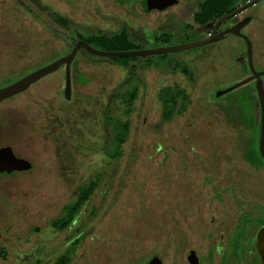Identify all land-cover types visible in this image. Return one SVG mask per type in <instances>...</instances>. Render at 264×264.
<instances>
[{
  "label": "rangeland",
  "instance_id": "374dc122",
  "mask_svg": "<svg viewBox=\"0 0 264 264\" xmlns=\"http://www.w3.org/2000/svg\"><path fill=\"white\" fill-rule=\"evenodd\" d=\"M121 2L26 0L25 12L19 13L17 1H5L0 9V81L49 63L73 43L75 33L92 34L105 20L111 22L107 14L130 15L135 4ZM32 7L43 25L30 15ZM53 10L75 21L60 25ZM79 59L83 62L75 69L72 103L63 100L61 70L52 83L44 80L38 92L0 105V144L13 145L36 165L21 176L0 178V231L9 228L3 240L15 245H9L14 251L0 264H51L68 241L70 264H146L154 255L164 264H189L190 249L201 257L211 254L212 260L202 264H222L239 213L237 200L264 202L257 193L264 175L243 158L242 130L226 120L220 105L207 102L203 91L196 92L183 114L163 122L154 94L161 75L151 71L143 80L151 90L143 88L136 102L130 136L115 166L108 156L112 102L119 103L130 87L141 83L133 75L123 78L112 65ZM79 71L88 82L80 83ZM116 117L124 118V112ZM78 138L99 150L88 146L78 153L71 145ZM99 172L104 180L87 205V219L80 220L83 226L36 241L34 228L48 226L62 205L75 199L78 186L93 182Z\"/></svg>",
  "mask_w": 264,
  "mask_h": 264
},
{
  "label": "flooded vegetation",
  "instance_id": "af4514ba",
  "mask_svg": "<svg viewBox=\"0 0 264 264\" xmlns=\"http://www.w3.org/2000/svg\"><path fill=\"white\" fill-rule=\"evenodd\" d=\"M5 1L7 0H0V9L2 8L1 4ZM15 1H17V11L19 13L24 11V7L27 5L26 0ZM121 1L123 0H120V3H122ZM128 1L135 4L130 15L107 14L112 23L105 20L103 26L98 27L92 34L78 35L75 33L73 43L63 53L51 57L54 59L49 63L42 66L38 63L36 68L33 67L26 73L2 79L0 89L68 57L77 48L69 64L63 62L54 70L32 82L23 91L1 100L0 105L17 97L23 98L32 95V91L38 92L37 88L46 85L43 84L44 80L52 83L51 77L60 73L61 70L64 72L63 100L66 103H72L76 86L75 69H78L80 63L83 62L79 59L81 56L98 64L112 65L119 69L123 78L128 74L129 76L133 75L138 78V82L141 84L137 83L130 87L119 103L117 100L112 102L114 110L113 115L109 117L114 132L112 149L108 156L115 160L114 164L118 166L116 160L123 155L124 145L130 136V117L134 112L136 102L143 88L151 90L143 83V80L148 77L151 71H156L161 76L157 87L152 88H155L154 94L156 93L161 102V120L163 122L170 121L175 115L183 114L194 100L196 92L203 91L204 99L207 102L220 105L226 120L242 130L243 158L250 168L264 175V108L261 101V96L264 99V73H262L264 72V6L261 5L264 0H158L157 4L173 2L162 8L153 5L155 0L150 8H147L146 0ZM29 10L30 15L35 20L38 18L39 24L43 25L44 23L39 19L37 8L32 7ZM51 13L57 14L54 10ZM56 19L60 25L65 27H68L67 24L70 21H75L60 14L56 15ZM49 30L52 31V29ZM171 47L182 48L151 53ZM94 50L107 53L137 51L147 53L145 55L112 56L99 54ZM154 57H158V59L154 60ZM139 59L142 60L139 61ZM68 67L71 77L69 93H67ZM170 74H172V78L169 77ZM170 79H172L171 82ZM78 80L81 81L80 83L88 82V78L80 71ZM214 81L222 82L213 87ZM232 91L237 93L230 96L231 98L227 97ZM170 101L176 102V108L171 112L170 118L164 119L166 107L169 106ZM121 111L124 112L125 117L117 118V114ZM78 121L82 122L80 116ZM78 121L75 120L76 123ZM125 124H128V129L124 136ZM90 137L96 138V136ZM86 139L78 138L75 143L72 141L73 149L75 151L80 149V152H84L85 148L89 146L93 150H99V145L95 148ZM5 147H10L16 158L27 161L30 166L22 170L0 171V178L18 177L35 169L36 165L33 160L19 155L13 145L0 144V149ZM103 168L106 167L103 166ZM101 169L99 170L101 171ZM98 174V178L93 182L78 186L75 199L70 203L63 204L58 216L52 219L48 226L34 228L36 241H47L57 232L72 231L79 225L83 226V222L81 223L80 220L81 218L87 219L88 216L84 214L87 205L100 186V182L104 180L101 172ZM91 188V194L79 207L80 200L87 195ZM260 190H264L263 182H260L257 193L264 196ZM237 202L239 213L227 236L222 264L224 261L226 264H264V202L261 200L251 203L249 199H240ZM72 210H76V212L70 223L64 229H59V226L70 219ZM76 224H78L77 227H75ZM47 227L52 229L51 233H47ZM6 229L4 232L0 231V259L2 260H8L9 252L14 251L10 249V246L11 248L15 246L14 243L4 242V235L9 234V228ZM65 245L63 252L57 253L51 264H55L60 258L70 259L68 249H66L70 245L69 241ZM222 246L223 240H219L217 247L219 252H222ZM192 251H195L199 264H202L205 259H211V254L201 257L195 249H190L187 254L189 264H193L189 259ZM156 256L159 257L154 255L146 264ZM162 263L164 264L163 260Z\"/></svg>",
  "mask_w": 264,
  "mask_h": 264
},
{
  "label": "water",
  "instance_id": "95a60500",
  "mask_svg": "<svg viewBox=\"0 0 264 264\" xmlns=\"http://www.w3.org/2000/svg\"><path fill=\"white\" fill-rule=\"evenodd\" d=\"M158 0L154 1V6L157 7H165L166 5L173 3V2H169L164 3V4H157ZM153 0H146V4H147V8H150L151 4H152ZM78 47V46H77ZM182 47H171V48H165V49H160V50H156L153 51L151 53H159V52H165V51H173V50H178L181 49ZM77 48H75L72 52V54H70L68 57L64 58V59H60L59 61L45 67L42 68L36 72L31 73L30 75L22 78L21 80L8 85L6 87H3L0 89V101L8 98L20 91H23L24 89H26L32 82H34L35 80H37L38 78H40L41 76L49 73L50 71L54 70L55 68H57L60 64H62L63 62H67L68 64L70 63V61L73 59L75 53H76ZM96 53L99 54H104V55H114V56H121V55H145L147 52H103V51H96L94 50ZM264 73V72H262ZM260 75V74H258ZM70 84H71V77H70V68L68 67V72H67V93H69L70 91ZM236 87V86H234ZM261 101L263 104V108H264V99L261 96ZM30 166V164L22 159H18L14 156L13 151L10 147H5L0 149V171H12L13 169H27ZM189 259L192 261L193 264H199L198 259L196 257V253L195 251H192L191 255L189 256ZM148 264H163L162 260L159 257H154L153 259L150 260V262Z\"/></svg>",
  "mask_w": 264,
  "mask_h": 264
},
{
  "label": "trees",
  "instance_id": "16d2710c",
  "mask_svg": "<svg viewBox=\"0 0 264 264\" xmlns=\"http://www.w3.org/2000/svg\"><path fill=\"white\" fill-rule=\"evenodd\" d=\"M169 103H170L169 106L166 107L167 111H166V113L164 115V119L170 118L171 112L174 110V108H176V102L175 101H170ZM127 125L128 124H125V132L123 134L124 136H125L126 131L128 129ZM122 140H123V138H122ZM91 192H92V188L87 192V195H85L80 200L79 207L85 202V200L87 199V197H89V195L91 194ZM75 212H76V210H72L70 219L66 223H64L63 225L59 226V229H64L70 223V221L74 217ZM68 263H69V260H67V259L64 260V258H60L55 264H68Z\"/></svg>",
  "mask_w": 264,
  "mask_h": 264
}]
</instances>
